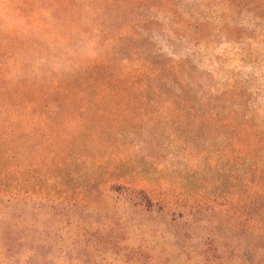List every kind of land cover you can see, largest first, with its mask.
Here are the masks:
<instances>
[{
	"label": "rangeland",
	"instance_id": "374dc122",
	"mask_svg": "<svg viewBox=\"0 0 264 264\" xmlns=\"http://www.w3.org/2000/svg\"><path fill=\"white\" fill-rule=\"evenodd\" d=\"M251 128L264 0H0V264H264Z\"/></svg>",
	"mask_w": 264,
	"mask_h": 264
},
{
	"label": "trees",
	"instance_id": "16d2710c",
	"mask_svg": "<svg viewBox=\"0 0 264 264\" xmlns=\"http://www.w3.org/2000/svg\"><path fill=\"white\" fill-rule=\"evenodd\" d=\"M91 79V75L89 76ZM94 80V79H93ZM87 82H96L94 81H85V84ZM249 143L247 144V148L251 149V148H263L264 149V132H260V131H255L253 128H251V137H249ZM242 139V140H241ZM239 141H242V145H245V139L243 137H238V144Z\"/></svg>",
	"mask_w": 264,
	"mask_h": 264
}]
</instances>
